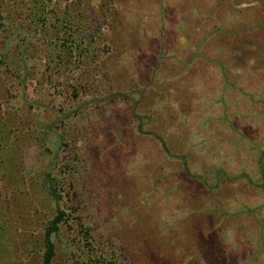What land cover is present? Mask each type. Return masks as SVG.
Here are the masks:
<instances>
[{"label":"rangeland","instance_id":"1","mask_svg":"<svg viewBox=\"0 0 264 264\" xmlns=\"http://www.w3.org/2000/svg\"><path fill=\"white\" fill-rule=\"evenodd\" d=\"M61 1L48 6L58 26L82 9ZM114 3L83 50L61 48L58 26L31 52L10 31L0 264H37L57 208L53 264H264V0Z\"/></svg>","mask_w":264,"mask_h":264},{"label":"trees","instance_id":"2","mask_svg":"<svg viewBox=\"0 0 264 264\" xmlns=\"http://www.w3.org/2000/svg\"><path fill=\"white\" fill-rule=\"evenodd\" d=\"M59 1L63 2L64 5H66V3L61 0H0V6H3L2 4H5L4 8H6L7 10L6 13H4L3 15L0 14V47H3L4 49L3 52L0 51V64H3L4 72L14 73V71L11 70L10 67L12 66L11 62L8 63L7 61H5L7 58L4 57V55L6 56V54L4 53H7L8 51V44L6 42H10L12 40L10 35V31L12 30V28L19 26L22 28V31L25 33V35L29 34L27 37L19 39L17 45L18 49L21 46L25 50L31 52V50H33L34 42L32 43V39L29 38L34 37L35 34L43 36L42 41L45 45H47L48 49L50 48L49 44H52V42L56 43L54 34L56 32L58 24L56 25L50 22L51 15L48 11V6L51 2ZM94 1L98 2V4H93L92 8L88 7V2ZM6 3H8V5L9 3H15L13 9H11L12 5L8 6L6 5ZM76 3L81 4L82 9L78 10V8H74V6H72L71 8H74L73 10L69 8L63 10V19H61V24L58 26V33H60V35H57V38L59 36L60 42L58 43L60 44V47L66 49L68 53L72 49V45H74L73 50L84 49L82 44H80L83 41H81V38L87 27L91 26L90 20L92 18L100 16V13H102V16H105L106 14V17H108L109 14L105 13L109 10L106 9L107 7H110V12L112 14H117V12H120L121 10L120 3L115 4L114 0H77ZM1 11L4 10L2 9ZM7 21H10V25H5ZM51 33H53V36ZM64 34L67 36H65ZM42 48L45 51V48ZM23 53L24 50H20L17 52V54L19 55ZM3 71L0 70V73ZM16 76L18 77V74ZM4 128V125L0 121V142L2 139H4V134H2L4 132ZM44 184L46 185L53 199L57 200L60 198V193L58 192L55 185V178L51 175L50 172L44 173ZM65 218H67V214L65 213V211L61 208H57L55 213L50 218H48L45 224L43 225V232L41 236L42 247L39 250V252L41 251V253L39 262L37 264H53L52 261L55 256V247L51 236L59 230V224L62 220H65ZM78 220L82 224V219L80 218ZM2 223L0 222V230L4 228L2 227ZM81 224L80 230L83 234L82 236L91 239L92 235L90 233V227H85ZM88 242L91 243L90 241ZM73 264L89 263L88 261L79 260V258H77L74 259Z\"/></svg>","mask_w":264,"mask_h":264}]
</instances>
